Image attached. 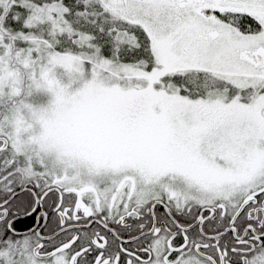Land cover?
Masks as SVG:
<instances>
[{
  "label": "snow or ice",
  "instance_id": "obj_1",
  "mask_svg": "<svg viewBox=\"0 0 264 264\" xmlns=\"http://www.w3.org/2000/svg\"><path fill=\"white\" fill-rule=\"evenodd\" d=\"M0 264H264V0H0Z\"/></svg>",
  "mask_w": 264,
  "mask_h": 264
}]
</instances>
